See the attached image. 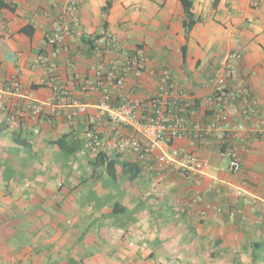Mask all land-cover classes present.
<instances>
[{
    "label": "crops",
    "instance_id": "obj_1",
    "mask_svg": "<svg viewBox=\"0 0 264 264\" xmlns=\"http://www.w3.org/2000/svg\"><path fill=\"white\" fill-rule=\"evenodd\" d=\"M4 1L12 9L0 8V31L6 35V41H0V88L18 71L24 88L21 93L6 94V109L0 107V170L4 163L19 169L36 157L43 168L26 163L29 173L23 179H4L0 172V264H66L70 259L77 263L83 245H101L103 240L106 250L92 254L89 264H108L104 259L108 253L113 264H264V138L253 140L249 150L243 151L238 173L224 166L227 158L219 155L216 141L191 145L188 138L176 140V146L207 159L208 175L198 183L173 168L146 170L131 155L110 156L116 164L108 171L106 165H92L96 156L83 155L82 149L65 154L56 142L67 137L84 146L85 125L79 120L85 117L77 116L71 123L65 116L71 109L51 116L46 107L40 119L27 111L17 125L11 114L29 97L48 101V90L36 84L42 70L34 71L29 64L41 48H47L46 33L69 0ZM106 2L81 1L80 33H99L106 21V29L126 45L138 42L146 48L151 60L134 88L137 96L155 88L157 77L152 71L169 67L177 84L197 97L198 120L205 124L209 121L203 104L206 83L240 45L244 82L264 115V0H193L197 22L189 34L183 26L180 0H113L105 15ZM27 26L35 30L32 38L21 32ZM82 36L67 37L68 51L56 58L65 79L72 74L69 60L80 73L87 72ZM9 51L16 58L8 59ZM134 82L130 79L128 87ZM77 155L81 158L70 159ZM45 166L51 167L47 175L41 173L48 171ZM67 166L71 170L65 171ZM102 167L110 176L126 177V195L120 199L114 196L116 191L95 188V199L102 196L103 206L85 211L77 203L83 182L97 184ZM82 171L87 172L85 179H81ZM197 192L202 202L188 205Z\"/></svg>",
    "mask_w": 264,
    "mask_h": 264
},
{
    "label": "built area",
    "instance_id": "obj_2",
    "mask_svg": "<svg viewBox=\"0 0 264 264\" xmlns=\"http://www.w3.org/2000/svg\"><path fill=\"white\" fill-rule=\"evenodd\" d=\"M81 1L69 0L54 17L52 29L46 33L47 48H41L29 64L34 71L42 70L36 84L48 90V101L27 98L12 112L11 120L18 125L27 111L38 120L46 107L51 116L69 108L71 111L65 115L68 122H76L77 116L85 117L79 120L85 125L83 155H131L141 160L146 170L173 168L197 183L208 175L207 159L174 143L182 138H188L191 145L212 139L218 143L219 155L229 160L230 170L241 171L243 151L249 150L253 140L264 138V115L241 72L244 49L239 45L230 51L206 83L208 92L203 104L209 121L202 124L198 120L197 97L177 84L169 67L158 73L152 71L157 77L155 88L137 96L134 88L139 86L151 58L142 44L126 45L107 29L99 32L91 44L84 45L87 72L80 73L76 63L69 60L72 74L63 78L56 58L68 51L67 37L82 36ZM249 21L253 23L255 19ZM126 35L132 38L130 32ZM20 75V71L16 72L0 88V107L4 110L6 94L21 93L24 88ZM130 79L135 80L132 88L128 87ZM234 118L238 121L234 122ZM35 132L39 133V129ZM202 200V194L197 192L187 204L195 207Z\"/></svg>",
    "mask_w": 264,
    "mask_h": 264
},
{
    "label": "rangeland",
    "instance_id": "obj_3",
    "mask_svg": "<svg viewBox=\"0 0 264 264\" xmlns=\"http://www.w3.org/2000/svg\"><path fill=\"white\" fill-rule=\"evenodd\" d=\"M79 157L81 158V156H72L70 159H79ZM37 159V157H36ZM35 158H30L29 160L27 159L25 164H21V167L19 169H16L15 167L11 166L9 163H4L2 165V168L0 170V172H2V176L4 179H23L24 177L27 176V173H29L27 171L28 166L26 165V163L30 162L31 165H33L34 163H39L37 162ZM66 161L67 157L65 158ZM64 161L63 164H65L66 162ZM40 164V163H39ZM67 165V164H66ZM229 165V160L225 159L224 160V166L228 167ZM40 166L43 168V166L40 164ZM46 169H48L47 166H45ZM71 166H67L66 168H64V170L66 171L71 170ZM51 167L48 169V171L45 173L44 171H42L41 173H44L45 175H47L50 171ZM100 170L102 171V175L99 178L100 181L95 184L90 186L89 184H86V182H83V191H81V194L78 196L77 199V203L79 204V206H81V208H84L85 211H88L90 209V207H95V208H101V206H103V202L102 201V196L99 197V199H95V193H94V189L96 188V191L98 190V188H102L103 190H110V191H116L118 198L123 199L124 196L126 195V187L124 185V182L126 179L125 176L121 175V176H117V177H113L110 176L109 174L105 173L103 167L100 168ZM52 174V173H51ZM87 172L86 171H82V177L81 179H85ZM33 176V175H32ZM110 197V194L106 195L105 199L107 200V198ZM116 197V196H115ZM99 226H107L105 228H108V224H99L97 223ZM105 240L102 241L101 245L95 244V245H90V246H82L83 248V255L81 256V258H78L77 263L75 262L74 259H70L69 263L66 264H89L88 260H91L90 256H92V254H97V253H103L106 249V247L103 245ZM103 245V246H102ZM112 250V249H111ZM71 252V250H70ZM87 252V253H86ZM111 252V251H110ZM86 255V256H85ZM111 258L112 256H110V254L108 253V255L106 254V257H104L105 261H107L108 264H113L111 263ZM67 259V258H65ZM69 259V258H68ZM67 259V260H68ZM113 259H117V258H113ZM72 260V261H71ZM172 260H176V259H172ZM79 261V262H78Z\"/></svg>",
    "mask_w": 264,
    "mask_h": 264
},
{
    "label": "trees",
    "instance_id": "obj_4",
    "mask_svg": "<svg viewBox=\"0 0 264 264\" xmlns=\"http://www.w3.org/2000/svg\"><path fill=\"white\" fill-rule=\"evenodd\" d=\"M180 1L184 7V13H185V17L183 20V26L186 29V33L189 34L191 29L194 27V25L197 22V19L195 18V14L193 12L194 3H193V0H180ZM112 5H113V0H107L106 5L102 8V11L105 15L108 14ZM0 8L12 9L11 4H7L4 0H0ZM103 27L105 29L108 28L106 21H104ZM21 32L25 33L26 35L32 38L35 30L33 26H27V27H24V29H21ZM98 35L99 33H95L94 35H91V36H82L83 44L86 46L88 44H91L94 38L97 37ZM185 51H186V47L183 48L184 61L186 58ZM17 142H19L20 144L26 145V141H21L20 139H18ZM56 143L59 145L60 149L67 155L75 154L79 152L81 149H83V143H81V141H78V140L72 141V140H69L67 137H63L62 139H59ZM114 160L111 157L100 154L96 156L93 161L91 160V164L94 165L95 167L106 165L108 171H113L112 168L116 164Z\"/></svg>",
    "mask_w": 264,
    "mask_h": 264
},
{
    "label": "water",
    "instance_id": "obj_5",
    "mask_svg": "<svg viewBox=\"0 0 264 264\" xmlns=\"http://www.w3.org/2000/svg\"><path fill=\"white\" fill-rule=\"evenodd\" d=\"M0 41L1 42L6 41V35L4 33H2L1 31H0ZM6 57L8 59L13 60L14 58H16V54L13 51H9L8 53H6Z\"/></svg>",
    "mask_w": 264,
    "mask_h": 264
}]
</instances>
